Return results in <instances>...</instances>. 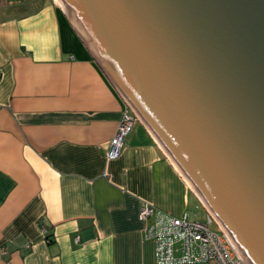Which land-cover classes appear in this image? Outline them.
<instances>
[{"label": "crops", "instance_id": "1", "mask_svg": "<svg viewBox=\"0 0 264 264\" xmlns=\"http://www.w3.org/2000/svg\"><path fill=\"white\" fill-rule=\"evenodd\" d=\"M126 107L57 1L0 0V264H156L141 207H203L140 121L107 159Z\"/></svg>", "mask_w": 264, "mask_h": 264}, {"label": "water", "instance_id": "2", "mask_svg": "<svg viewBox=\"0 0 264 264\" xmlns=\"http://www.w3.org/2000/svg\"><path fill=\"white\" fill-rule=\"evenodd\" d=\"M59 1L244 263L264 264V0Z\"/></svg>", "mask_w": 264, "mask_h": 264}, {"label": "built area", "instance_id": "3", "mask_svg": "<svg viewBox=\"0 0 264 264\" xmlns=\"http://www.w3.org/2000/svg\"><path fill=\"white\" fill-rule=\"evenodd\" d=\"M137 122V116L127 105L111 141L108 160L121 157L126 138ZM204 209L206 220L200 222L192 221L188 213L173 217L149 204L141 207L139 217L144 226V238L154 242L156 264H245L209 211Z\"/></svg>", "mask_w": 264, "mask_h": 264}, {"label": "rangeland", "instance_id": "4", "mask_svg": "<svg viewBox=\"0 0 264 264\" xmlns=\"http://www.w3.org/2000/svg\"><path fill=\"white\" fill-rule=\"evenodd\" d=\"M191 220L192 221L197 220V221H200V222H204L206 220V212H205L204 208L201 205H198L197 208L195 207L194 216L191 218Z\"/></svg>", "mask_w": 264, "mask_h": 264}, {"label": "bare ground", "instance_id": "5", "mask_svg": "<svg viewBox=\"0 0 264 264\" xmlns=\"http://www.w3.org/2000/svg\"><path fill=\"white\" fill-rule=\"evenodd\" d=\"M60 5H61V7L63 8V10L65 11V9H64V7L62 6V4L60 3V1L59 0H56ZM65 13L67 14V12L65 11ZM68 15V14H67ZM68 17H69V15H68ZM70 19V18H69ZM71 21V20H70Z\"/></svg>", "mask_w": 264, "mask_h": 264}, {"label": "trees", "instance_id": "6", "mask_svg": "<svg viewBox=\"0 0 264 264\" xmlns=\"http://www.w3.org/2000/svg\"><path fill=\"white\" fill-rule=\"evenodd\" d=\"M50 241V240H49Z\"/></svg>", "mask_w": 264, "mask_h": 264}]
</instances>
